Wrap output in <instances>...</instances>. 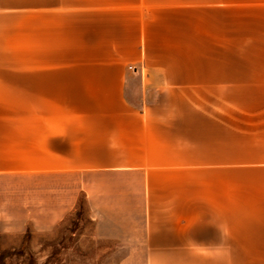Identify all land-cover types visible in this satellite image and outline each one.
Segmentation results:
<instances>
[{
	"label": "crops",
	"instance_id": "obj_1",
	"mask_svg": "<svg viewBox=\"0 0 264 264\" xmlns=\"http://www.w3.org/2000/svg\"><path fill=\"white\" fill-rule=\"evenodd\" d=\"M76 173L145 264H264V0H0V176Z\"/></svg>",
	"mask_w": 264,
	"mask_h": 264
},
{
	"label": "rangeland",
	"instance_id": "obj_2",
	"mask_svg": "<svg viewBox=\"0 0 264 264\" xmlns=\"http://www.w3.org/2000/svg\"><path fill=\"white\" fill-rule=\"evenodd\" d=\"M71 181L61 193L49 178L0 176V264H145V249L95 237L82 177Z\"/></svg>",
	"mask_w": 264,
	"mask_h": 264
},
{
	"label": "built area",
	"instance_id": "obj_3",
	"mask_svg": "<svg viewBox=\"0 0 264 264\" xmlns=\"http://www.w3.org/2000/svg\"><path fill=\"white\" fill-rule=\"evenodd\" d=\"M129 68H131V66H129Z\"/></svg>",
	"mask_w": 264,
	"mask_h": 264
}]
</instances>
